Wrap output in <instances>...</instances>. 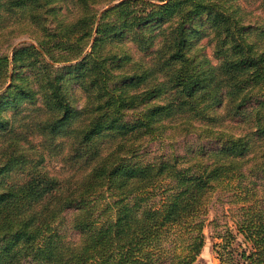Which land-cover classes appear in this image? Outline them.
Returning a JSON list of instances; mask_svg holds the SVG:
<instances>
[{"label":"trees","instance_id":"1","mask_svg":"<svg viewBox=\"0 0 264 264\" xmlns=\"http://www.w3.org/2000/svg\"><path fill=\"white\" fill-rule=\"evenodd\" d=\"M254 2L0 0V264H199L210 198L232 185L235 228L208 220L213 248L264 264ZM167 134L196 142L144 148Z\"/></svg>","mask_w":264,"mask_h":264},{"label":"rangeland","instance_id":"2","mask_svg":"<svg viewBox=\"0 0 264 264\" xmlns=\"http://www.w3.org/2000/svg\"><path fill=\"white\" fill-rule=\"evenodd\" d=\"M245 4L246 6H254L255 2L254 0H240ZM252 3V4H251ZM256 14L261 13V11L258 9L255 12ZM253 18H256L254 13L252 14ZM31 40L28 34H21L18 37H15L13 40V44H18L23 41H29ZM205 40H203L204 42ZM10 48L8 46H0V52H6L9 51ZM207 53H210V47H206ZM8 113H11L9 111ZM164 136V138L150 140L144 147L148 150L149 153H169L172 150H176L179 152H182L184 150V147L188 144H194L193 142H196V138L194 135H171ZM35 140L39 139L38 135L33 136ZM51 170L56 171L60 167V163L58 161H51L50 162ZM259 182V181H258ZM232 186H225V187H219L215 190V192L212 194L210 198V202L208 203V212L206 213V226L204 227V233H205V242L201 249L200 254L198 255L197 262L199 264H221L215 249L213 248V242L219 241L220 239L215 236V230L212 227V223H209L208 220L215 219L220 223V226H224L227 222L232 229L235 228V225L233 224V220H235L236 216L238 215V203L236 199H234L233 189ZM230 188V189H229ZM66 232L68 236L75 237V232L71 230L69 227H66ZM241 237L238 236V242L240 241ZM235 245H238V243H235Z\"/></svg>","mask_w":264,"mask_h":264}]
</instances>
